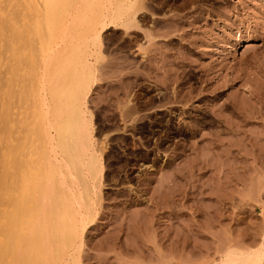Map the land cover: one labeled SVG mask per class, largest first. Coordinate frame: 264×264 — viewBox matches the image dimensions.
I'll return each mask as SVG.
<instances>
[{
	"label": "rangeland",
	"instance_id": "rangeland-1",
	"mask_svg": "<svg viewBox=\"0 0 264 264\" xmlns=\"http://www.w3.org/2000/svg\"><path fill=\"white\" fill-rule=\"evenodd\" d=\"M88 1L52 14L55 102H71L94 54L92 18L124 4ZM147 4L144 31L103 33L110 59L88 97L105 146L101 193L80 257L75 244L54 264H264V0ZM130 98L139 109L124 123Z\"/></svg>",
	"mask_w": 264,
	"mask_h": 264
},
{
	"label": "bare ground",
	"instance_id": "bare-ground-1",
	"mask_svg": "<svg viewBox=\"0 0 264 264\" xmlns=\"http://www.w3.org/2000/svg\"><path fill=\"white\" fill-rule=\"evenodd\" d=\"M87 1L0 0V264L68 261L72 257L70 247L75 244L80 257L86 226L83 220L93 204V196L98 198L101 193L105 169V146L96 139L94 113L88 101L90 79L97 78V70L102 71V66L97 68L99 59H108L103 33L110 29L127 34L142 32V18L150 11L148 0H120L124 4L119 7L109 6L112 3L108 0L111 4L104 6V10L100 8L102 12L92 18L86 29L90 37L87 40L94 46V58L81 60L86 75L83 73L70 103L65 99L55 102L52 14L73 2L85 6ZM65 29L64 26V32ZM149 31L146 34L152 41L155 35ZM10 57L7 71L3 72L4 60ZM30 64L34 67L31 76L23 72ZM106 64L110 66L111 62ZM106 64L103 70L107 69ZM32 90L36 93L34 98L28 95ZM120 106L124 123L134 119L139 109L131 98ZM82 209H86L84 213Z\"/></svg>",
	"mask_w": 264,
	"mask_h": 264
}]
</instances>
